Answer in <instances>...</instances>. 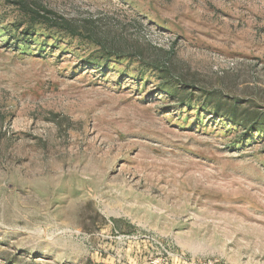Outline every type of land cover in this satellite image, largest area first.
<instances>
[{"label": "rangeland", "instance_id": "1", "mask_svg": "<svg viewBox=\"0 0 264 264\" xmlns=\"http://www.w3.org/2000/svg\"><path fill=\"white\" fill-rule=\"evenodd\" d=\"M218 93L264 119V0H0V264H264V127Z\"/></svg>", "mask_w": 264, "mask_h": 264}, {"label": "trees", "instance_id": "2", "mask_svg": "<svg viewBox=\"0 0 264 264\" xmlns=\"http://www.w3.org/2000/svg\"><path fill=\"white\" fill-rule=\"evenodd\" d=\"M32 19H35V16H33ZM76 34L79 33L76 32ZM85 37L98 46V51L102 53L103 58L125 56L126 58L131 59L136 56L134 54H137L139 57L136 60L140 64L147 66L149 69L155 70L158 79L161 80L160 85L166 93L181 102L188 97V86L184 83L182 76L176 74L175 71L172 70V63L169 58L159 59L150 58L146 55L144 56L140 49L130 47L127 41L120 40L116 37L110 38L106 33L98 37L95 31L89 30ZM98 66L99 65L97 64L96 67ZM208 95L210 99L214 100L209 107L214 114L226 116L230 118L234 124L242 125L247 129L252 128L257 130L260 129V127H264V119H261L260 115L257 113L252 114L248 107H241L237 103V100L230 99L227 95L221 96L220 93Z\"/></svg>", "mask_w": 264, "mask_h": 264}]
</instances>
